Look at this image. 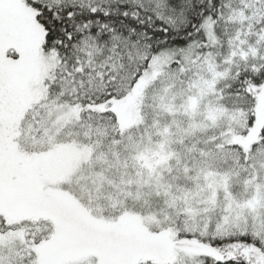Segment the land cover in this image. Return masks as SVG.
Instances as JSON below:
<instances>
[{"label": "snow or ice", "instance_id": "6c2138e0", "mask_svg": "<svg viewBox=\"0 0 264 264\" xmlns=\"http://www.w3.org/2000/svg\"><path fill=\"white\" fill-rule=\"evenodd\" d=\"M0 264H264V0H0Z\"/></svg>", "mask_w": 264, "mask_h": 264}]
</instances>
